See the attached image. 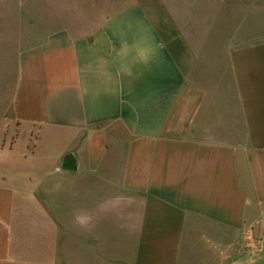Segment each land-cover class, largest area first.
I'll use <instances>...</instances> for the list:
<instances>
[{
	"label": "crops",
	"instance_id": "obj_1",
	"mask_svg": "<svg viewBox=\"0 0 264 264\" xmlns=\"http://www.w3.org/2000/svg\"><path fill=\"white\" fill-rule=\"evenodd\" d=\"M116 1L0 0V264H264V33Z\"/></svg>",
	"mask_w": 264,
	"mask_h": 264
},
{
	"label": "rangeland",
	"instance_id": "obj_2",
	"mask_svg": "<svg viewBox=\"0 0 264 264\" xmlns=\"http://www.w3.org/2000/svg\"><path fill=\"white\" fill-rule=\"evenodd\" d=\"M125 1L74 4L73 27L81 30L87 27V20L90 17L100 14L109 15L125 6ZM189 1L192 0H165L161 7L168 12L175 27L187 32L195 25V29L199 30L195 31L198 36L194 41L191 39V43L212 45L218 50L230 42H244L264 33V3L225 4L211 3L210 0H200L195 3ZM193 15L194 20L191 19ZM221 53L216 51L209 54L220 60ZM202 54H208V52H202Z\"/></svg>",
	"mask_w": 264,
	"mask_h": 264
},
{
	"label": "built area",
	"instance_id": "obj_3",
	"mask_svg": "<svg viewBox=\"0 0 264 264\" xmlns=\"http://www.w3.org/2000/svg\"><path fill=\"white\" fill-rule=\"evenodd\" d=\"M249 243H250L251 246L256 245V241H254V242H250V239H249Z\"/></svg>",
	"mask_w": 264,
	"mask_h": 264
}]
</instances>
